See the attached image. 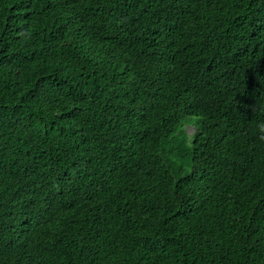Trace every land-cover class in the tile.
I'll list each match as a JSON object with an SVG mask.
<instances>
[{"label":"trees","instance_id":"1","mask_svg":"<svg viewBox=\"0 0 264 264\" xmlns=\"http://www.w3.org/2000/svg\"><path fill=\"white\" fill-rule=\"evenodd\" d=\"M0 264H264V0H0Z\"/></svg>","mask_w":264,"mask_h":264},{"label":"rangeland","instance_id":"2","mask_svg":"<svg viewBox=\"0 0 264 264\" xmlns=\"http://www.w3.org/2000/svg\"><path fill=\"white\" fill-rule=\"evenodd\" d=\"M190 128V127H189ZM191 129V128H190Z\"/></svg>","mask_w":264,"mask_h":264}]
</instances>
